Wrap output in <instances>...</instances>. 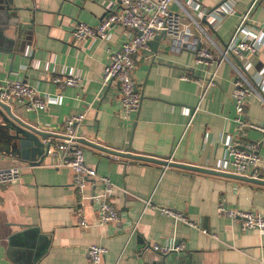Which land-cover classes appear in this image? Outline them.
Returning <instances> with one entry per match:
<instances>
[{
	"label": "crops",
	"instance_id": "1",
	"mask_svg": "<svg viewBox=\"0 0 264 264\" xmlns=\"http://www.w3.org/2000/svg\"><path fill=\"white\" fill-rule=\"evenodd\" d=\"M178 1L170 9L193 34L186 46L165 36L155 50L135 55L140 104L128 113L120 105L118 82L103 86L101 78L109 53L130 31L115 23L105 39L72 35L77 22L98 25L111 11L107 0H11L9 10L0 9V82L20 79L52 97L37 110H27L18 97L5 104L13 116L49 132L52 143L62 139L66 117L85 113L75 128L76 145L96 173L115 184L111 202L120 215L114 222L98 221L93 197L101 186L96 178H85L80 193L74 171L56 166L54 156L23 161L19 179L0 186V264H92L91 245L106 250L99 264H143L142 247L178 244L184 248L170 253L173 264L180 254L179 264H264V235L242 230L239 222L218 212L221 202L264 216V185L103 150L127 152L130 147L136 155L234 174L226 147L253 144L264 161V132L234 122L232 97L236 78L254 88L258 82L264 94V0ZM245 12L248 32L257 35L256 51L219 65L199 62L197 42L216 54ZM67 74L80 75L81 85L61 87L53 81ZM210 79L213 84L200 100L197 81ZM242 115L264 128V103L256 95L248 98ZM17 161L0 155L1 168ZM260 170L264 173L263 164ZM160 206L185 214L198 227L163 215Z\"/></svg>",
	"mask_w": 264,
	"mask_h": 264
},
{
	"label": "built area",
	"instance_id": "2",
	"mask_svg": "<svg viewBox=\"0 0 264 264\" xmlns=\"http://www.w3.org/2000/svg\"><path fill=\"white\" fill-rule=\"evenodd\" d=\"M107 2L111 11L102 18L98 25L91 26L77 22L73 26L72 35L77 40L105 39L111 26L115 23L122 24L130 31L126 40L117 49L111 50L109 53V62L103 68L101 80L103 86L116 80L119 84L121 108L127 113L135 112L140 104V94L133 78L136 67L135 55L139 51H148L149 41L161 31L176 41L179 46H186L193 33L189 27L190 24L185 23L178 12L170 9L172 3L177 2L179 4L178 0H107ZM247 16L248 12H245L244 16L237 22L230 39L217 48L216 54L206 47L194 48L197 60L204 63L216 60L217 65H219L229 60L231 56L242 58L248 52H255L258 47L257 35L249 33L250 31L246 28ZM195 23L194 25L200 29L199 24L196 21ZM240 34L242 37H239ZM182 78L189 79L187 75H183ZM53 81L61 87L80 86L82 77L78 74L56 75L53 76ZM211 81V79L205 83L197 81L200 84V100L205 97L209 86L213 84ZM233 85L232 97L236 112V116L233 118L234 122L239 127L247 126L264 132L262 126L245 122L242 115L250 96L256 95L264 103V94H262L260 84L254 83L256 85L254 88L250 83L244 84L240 78H236ZM256 88L259 89L260 93L256 91ZM13 97L25 101L24 106L27 110L41 109L52 98L44 96L37 88L23 80H2L0 82V101L9 103ZM84 117L85 113L66 117L63 123L62 139L59 142L51 143L47 152L48 155L56 158V166L69 167L74 171V183L80 193L85 186V178L94 177L99 181L101 191L93 197L97 206V219L100 223L114 222L120 216L111 202V196L116 186L106 176H100L96 173L95 169L86 162L83 149L76 145L78 138L75 134V128ZM225 153L228 156L232 173L264 180V173L260 170V165H264V161L255 145L248 144L244 148L234 144L228 145ZM18 161L7 167H0V186L13 183L19 179L25 162ZM146 205L151 206L149 202H146ZM152 207L155 206L152 205ZM157 209L163 215L172 216L189 226L198 227L181 212L161 206ZM218 212L220 215L239 222L242 230L257 229L264 235L263 215L252 210L228 208L221 202L218 205ZM80 223L85 225L82 218ZM200 230L203 233L207 232L206 229ZM212 236L216 237L214 234ZM152 248L161 253L181 252L184 244H178L172 248L154 245ZM105 252V248L98 245H91L87 249L92 264H99Z\"/></svg>",
	"mask_w": 264,
	"mask_h": 264
},
{
	"label": "water",
	"instance_id": "3",
	"mask_svg": "<svg viewBox=\"0 0 264 264\" xmlns=\"http://www.w3.org/2000/svg\"><path fill=\"white\" fill-rule=\"evenodd\" d=\"M11 0L2 2L0 4V9L2 10H9ZM213 11V8L209 10ZM1 12V11H0ZM204 22H206V18L203 17L202 19ZM166 36L165 32H159L157 33L150 41H149V47L152 50L156 49L157 41L160 38H164ZM201 46V40L197 42L196 48H199ZM0 129L2 130L0 132V138L3 140V145L0 143V155H12L16 157L18 160L21 161H27L28 163H34L37 160V157L40 158V162H42L43 158L48 155V149L50 144L52 143L49 136L51 134L49 132H45L42 130H39L32 126L31 124H28L27 122L17 118L16 116H13V114L10 111V108L8 105L0 101ZM1 140V139H0ZM2 145V146H1ZM105 151H109L111 154L118 155V156H124L129 158H136V159H144L148 161H154V162H161V164L165 166H176V167H183L190 170L195 171H201L206 173H213V174H223V175H230L235 178L244 179L247 181L255 182L257 184L264 185V180L260 179H254L250 178L245 175H236V174H224L221 172L192 166V165H186V164H175L170 161L166 160H159L155 158H150L146 156L136 155L133 154V150L129 147L126 151L122 152L118 151L116 149H104ZM146 247H142L141 250H138L139 255L142 256L143 264H173L171 259L169 258L170 253H177L176 251H170L168 253H161L156 250H145ZM182 254L178 256V261L176 264H179V259ZM188 257V255H187Z\"/></svg>",
	"mask_w": 264,
	"mask_h": 264
},
{
	"label": "rangeland",
	"instance_id": "4",
	"mask_svg": "<svg viewBox=\"0 0 264 264\" xmlns=\"http://www.w3.org/2000/svg\"><path fill=\"white\" fill-rule=\"evenodd\" d=\"M25 165V164H24Z\"/></svg>",
	"mask_w": 264,
	"mask_h": 264
}]
</instances>
